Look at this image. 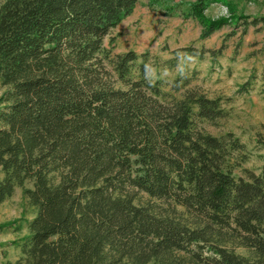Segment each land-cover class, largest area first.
<instances>
[{"label":"trees","instance_id":"obj_1","mask_svg":"<svg viewBox=\"0 0 264 264\" xmlns=\"http://www.w3.org/2000/svg\"><path fill=\"white\" fill-rule=\"evenodd\" d=\"M138 1L0 3V205L21 188L29 208L0 224L2 264H264V176L202 126L226 116L220 99L162 75L176 60L104 44ZM216 2L227 16L206 15ZM231 2L187 3L199 40L264 24Z\"/></svg>","mask_w":264,"mask_h":264},{"label":"rangeland","instance_id":"obj_2","mask_svg":"<svg viewBox=\"0 0 264 264\" xmlns=\"http://www.w3.org/2000/svg\"><path fill=\"white\" fill-rule=\"evenodd\" d=\"M3 0H0V3ZM193 0H139L133 13L104 39L112 53L149 50L162 60H176L173 70L162 75L173 78L178 74H195L197 84L209 97L219 98L226 116L215 123L204 122L203 128L213 134L231 132L245 145L246 159L242 166L264 176V24L249 26L243 33L242 25L225 26L209 37L199 40L201 26L192 18H185L187 3ZM238 13L250 16L264 15V0H232ZM223 3H212L206 10L210 18L227 16ZM192 46L206 50L203 57L187 56L173 50ZM221 49V56L212 58L207 50ZM1 91V90H0ZM239 174V173H238ZM31 186L30 183L26 184ZM144 200L146 196H141ZM29 208L17 188L12 197L0 205V224L19 217ZM10 230L0 229V242L13 239ZM0 247V264L3 261ZM9 258L15 259L10 249Z\"/></svg>","mask_w":264,"mask_h":264}]
</instances>
